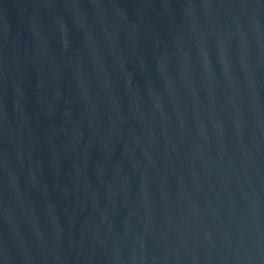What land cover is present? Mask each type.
Returning a JSON list of instances; mask_svg holds the SVG:
<instances>
[{"label":"water","instance_id":"obj_1","mask_svg":"<svg viewBox=\"0 0 264 264\" xmlns=\"http://www.w3.org/2000/svg\"><path fill=\"white\" fill-rule=\"evenodd\" d=\"M0 264H264V0H0Z\"/></svg>","mask_w":264,"mask_h":264}]
</instances>
